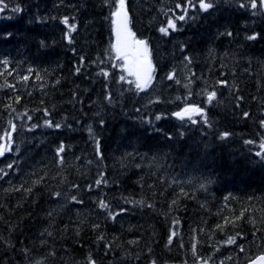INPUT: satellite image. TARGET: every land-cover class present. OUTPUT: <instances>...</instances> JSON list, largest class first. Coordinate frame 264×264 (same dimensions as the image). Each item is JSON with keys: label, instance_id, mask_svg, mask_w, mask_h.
Segmentation results:
<instances>
[{"label": "trees", "instance_id": "trees-1", "mask_svg": "<svg viewBox=\"0 0 264 264\" xmlns=\"http://www.w3.org/2000/svg\"><path fill=\"white\" fill-rule=\"evenodd\" d=\"M262 254L264 0H0V264Z\"/></svg>", "mask_w": 264, "mask_h": 264}, {"label": "water", "instance_id": "water-1", "mask_svg": "<svg viewBox=\"0 0 264 264\" xmlns=\"http://www.w3.org/2000/svg\"><path fill=\"white\" fill-rule=\"evenodd\" d=\"M114 49L119 57L131 54L135 36L131 29V17L125 8H121L115 17ZM154 67L150 59H141L137 65V80L143 87L147 86L153 76ZM248 264H264V255Z\"/></svg>", "mask_w": 264, "mask_h": 264}, {"label": "rangeland", "instance_id": "rangeland-1", "mask_svg": "<svg viewBox=\"0 0 264 264\" xmlns=\"http://www.w3.org/2000/svg\"><path fill=\"white\" fill-rule=\"evenodd\" d=\"M147 56V47L144 43H138L134 53L125 60L126 73L128 76H135V67L140 57Z\"/></svg>", "mask_w": 264, "mask_h": 264}]
</instances>
